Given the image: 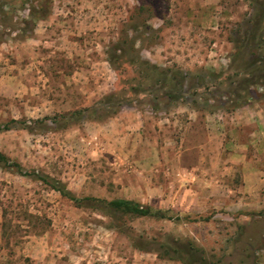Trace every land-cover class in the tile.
Segmentation results:
<instances>
[{"label":"rangeland","instance_id":"obj_1","mask_svg":"<svg viewBox=\"0 0 264 264\" xmlns=\"http://www.w3.org/2000/svg\"><path fill=\"white\" fill-rule=\"evenodd\" d=\"M257 1L0 0V153L26 173L0 163V264H264V94L235 108L223 79Z\"/></svg>","mask_w":264,"mask_h":264},{"label":"trees","instance_id":"obj_2","mask_svg":"<svg viewBox=\"0 0 264 264\" xmlns=\"http://www.w3.org/2000/svg\"><path fill=\"white\" fill-rule=\"evenodd\" d=\"M6 4V2H4ZM5 4L0 3V19L3 17L4 21H10L13 18L11 11H8ZM49 10L39 5L38 9L35 7L29 14V20L25 21L27 25H31L30 30H32V22L35 23L38 20H43L49 14ZM250 27L246 30L245 39L250 40V43H235L234 52L231 56L230 67L234 69L233 75H228L224 79L225 82L228 81L229 89L225 88L224 96L232 100V106L237 108L242 104L250 103L252 98V93L258 89H261L262 94H264V1H257L253 7V15L250 18ZM24 22V21H22ZM9 24V23H8ZM8 26V25H7ZM245 32V31H244ZM249 36V37H248ZM143 65L146 69L142 71L144 79H149L152 81L154 86H169V89L181 88L185 80V73L181 71H174L171 74L170 79H168L167 74L169 70H163L155 65L150 64L148 61H144ZM233 65V66H232ZM165 72V73H164ZM146 77V78H145ZM222 81V83L224 82ZM165 92V91H164ZM174 93H168L170 98H174ZM106 97L102 98L98 102L103 104ZM110 98V97H108ZM97 106V105H96ZM83 112L78 111L75 114H81ZM116 112L107 113L106 116L110 117ZM47 120V119H46ZM11 122H15L12 120ZM35 122V121H33ZM38 122V121H36ZM9 128V123L4 126H0L1 130H7ZM0 163L4 165L5 168L13 167L20 175H26L23 172L21 166L13 161H10L5 155L0 153ZM29 175V174H28ZM35 179L40 181L46 186H49L52 190L57 191L62 197L70 200L76 206H84V202L99 203L102 207L107 210L121 213L123 216H128L132 218L157 216L163 218L164 215L162 211H157L155 213L148 206H143L135 201L117 198L110 201L102 199L93 198H78L70 193L66 187H64L59 182H51L49 177L44 175H38L31 173ZM192 248H190V252ZM178 253V250L176 251ZM192 253V252H191ZM187 256V257H185ZM177 260L182 264H191L198 261L194 255H178Z\"/></svg>","mask_w":264,"mask_h":264},{"label":"crops","instance_id":"obj_3","mask_svg":"<svg viewBox=\"0 0 264 264\" xmlns=\"http://www.w3.org/2000/svg\"><path fill=\"white\" fill-rule=\"evenodd\" d=\"M252 110H256V107L252 108ZM257 114L259 117L256 118V120H254V121H256L258 123H261V121L263 122L264 121V107H261L259 109V111L257 112Z\"/></svg>","mask_w":264,"mask_h":264}]
</instances>
